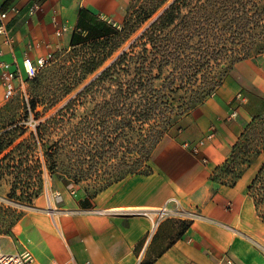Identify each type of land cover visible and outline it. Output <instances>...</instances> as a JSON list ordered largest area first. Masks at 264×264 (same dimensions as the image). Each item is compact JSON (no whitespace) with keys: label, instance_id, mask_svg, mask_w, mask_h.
Returning a JSON list of instances; mask_svg holds the SVG:
<instances>
[{"label":"trees","instance_id":"obj_1","mask_svg":"<svg viewBox=\"0 0 264 264\" xmlns=\"http://www.w3.org/2000/svg\"><path fill=\"white\" fill-rule=\"evenodd\" d=\"M262 54L264 0H134L119 28L82 11L70 48L28 81L27 102L20 93L13 99L19 95L28 115L44 118L101 73L26 142L17 144L20 127L0 128V165L18 159L20 171L11 198L31 206L39 197L42 172L30 166L39 152L50 175L88 199L129 176L150 175L152 154L169 128L212 97L237 63ZM89 100L92 109L78 116ZM262 149L264 119L256 118L215 180L229 177L235 185ZM249 197L264 220V164ZM22 217L0 207V236L11 235Z\"/></svg>","mask_w":264,"mask_h":264},{"label":"crops","instance_id":"obj_2","mask_svg":"<svg viewBox=\"0 0 264 264\" xmlns=\"http://www.w3.org/2000/svg\"><path fill=\"white\" fill-rule=\"evenodd\" d=\"M128 3L4 0L0 16L14 11L0 19V64L23 71L27 57L35 62L69 49L85 10L118 27ZM256 118L264 119V54L237 63L212 97L169 128L150 175L129 176L93 199L59 184L51 193L46 184L11 235L0 236L1 250L29 253L32 264H264V220L249 197L264 149L235 185L229 177L215 180ZM164 206L182 215L154 232L147 218L123 214ZM6 240L12 247L2 246Z\"/></svg>","mask_w":264,"mask_h":264},{"label":"rangeland","instance_id":"obj_3","mask_svg":"<svg viewBox=\"0 0 264 264\" xmlns=\"http://www.w3.org/2000/svg\"><path fill=\"white\" fill-rule=\"evenodd\" d=\"M133 1L134 0H129V3H128L127 8L125 10V16H126L128 8L133 3ZM124 19H125V17H124ZM120 26H118V28ZM128 46L129 45L124 47L118 53V55L121 54ZM61 52L62 51L57 52L56 55L60 54ZM118 55H116V57ZM115 58L112 59L110 62H108L106 67L109 66L115 60ZM103 69H105V67ZM103 69H102V71H103ZM100 73H101V71L98 72L96 75L90 77L84 86L77 89L62 104H60L56 109H54L49 114H47L44 118H40V116H38V115H36V116L35 115L31 116L30 114L28 115L26 107H25V101H23L21 99V97L18 95L15 99H13L9 103H7L3 107L2 110H0V128H3L4 126L9 125L11 123H12V126H9V128H8L9 130H11L12 128H16L17 126L20 127L21 133L22 132H24V133H23L22 137L18 140L17 144H19L21 142H26L30 138L31 133L35 131V128H34L35 124H39L40 122H42L46 118L50 117L51 115H54L55 112H57L60 108L64 107L70 100L75 99L76 96L83 90V88L87 84H89L92 80H94ZM92 103L93 102H91V100H89L83 106L79 107L77 109L78 116H82L85 113L89 112L93 107ZM42 111H43V108H40L39 112H42ZM7 152H9V151H7ZM3 157H4L3 155L0 156V161L2 160ZM37 160H39L40 163L36 164L35 162H37ZM33 161H34V163L33 164L30 163V166L37 165V168H38L37 172H38V174L40 172H42V179H43V184H44L43 189H42L39 197L36 199H39L41 197V195L45 193V189H46L47 185H48L49 190H51L50 191L51 193H52V191H54V193H56L55 192V191H57L56 184H59V186L64 187L62 185L61 181L56 176L50 175L45 170L42 152H39ZM17 162H18V159H16V160L8 159V160L3 161L0 165V207H3L4 210L9 209V208L10 209H16L19 212H23V216H24L25 213L29 209H32L36 199L33 201V204L30 206L28 204L21 205L17 200L11 198V194L14 191L13 190L14 187H13V183H12L14 174L20 172V171H18V168L16 167ZM67 189L72 190V188H67ZM21 192H22V190L18 191V194H21ZM254 194H258V193L255 192ZM57 197L58 198H56L57 199L56 202H60L59 196H57ZM261 208H263V207H261ZM4 214L5 215L9 214L8 210L4 211L2 213V215H4ZM5 218H6V216H5ZM2 246L5 249H7V248L12 247V244L6 240V241L2 242Z\"/></svg>","mask_w":264,"mask_h":264},{"label":"built area","instance_id":"obj_4","mask_svg":"<svg viewBox=\"0 0 264 264\" xmlns=\"http://www.w3.org/2000/svg\"><path fill=\"white\" fill-rule=\"evenodd\" d=\"M4 0H0V7L3 5ZM14 9H9L7 12L1 14L0 19L4 21L7 19V15L13 12ZM2 26L0 29H3ZM54 60V54H49L46 57L37 59L35 62L29 57L25 58L23 61V71L14 70L12 66L8 63H1V86L3 87L4 93L0 97V110L2 107L10 102L18 93L21 94L22 98L27 102V83L36 78V76L47 66H49ZM236 114H234L235 116ZM37 124H35L36 127ZM34 127V128H35ZM201 146L204 145L203 142L200 143ZM189 147L188 144H186ZM195 155L199 154V149L197 147L192 149ZM123 214L131 217H145L150 220L152 224V232H154L159 224L169 218V217H179L182 213L179 208H169L164 206L158 210H143V209H132L123 212ZM34 258L29 253L23 254H8L4 253L0 248V264H32ZM56 264V263H55ZM231 264V262H229Z\"/></svg>","mask_w":264,"mask_h":264}]
</instances>
